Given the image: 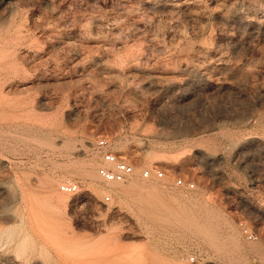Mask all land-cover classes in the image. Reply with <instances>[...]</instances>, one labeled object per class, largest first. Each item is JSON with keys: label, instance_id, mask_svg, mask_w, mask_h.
<instances>
[{"label": "rangeland", "instance_id": "1", "mask_svg": "<svg viewBox=\"0 0 264 264\" xmlns=\"http://www.w3.org/2000/svg\"><path fill=\"white\" fill-rule=\"evenodd\" d=\"M152 1L0 0V264H264V0Z\"/></svg>", "mask_w": 264, "mask_h": 264}, {"label": "built area", "instance_id": "2", "mask_svg": "<svg viewBox=\"0 0 264 264\" xmlns=\"http://www.w3.org/2000/svg\"><path fill=\"white\" fill-rule=\"evenodd\" d=\"M94 149L99 155L100 165L97 167L98 175L104 181L123 182L129 179L134 173V166L122 155H118L112 149L111 142L106 138L98 139L94 144ZM142 177L149 179H161L165 173L161 169L145 168L141 171ZM174 184L178 187H184L191 190L194 188V182L190 179H184L179 175H174ZM59 190L67 194H75L79 190V184L72 179L65 180ZM105 200H109V196H105ZM244 233L251 238L252 235L243 229ZM193 261V258L190 259Z\"/></svg>", "mask_w": 264, "mask_h": 264}, {"label": "bare ground", "instance_id": "3", "mask_svg": "<svg viewBox=\"0 0 264 264\" xmlns=\"http://www.w3.org/2000/svg\"><path fill=\"white\" fill-rule=\"evenodd\" d=\"M167 2H169V1H167ZM150 5H152V6H158V7H160V6H164V7H169V9L170 10H172V11H177V10H181V5H180V3H177V2H170V3H166L165 2V0H156V1H152L151 3H150ZM161 8V7H160ZM132 10H134L133 8H132ZM131 13V12H130ZM133 13H135V10L133 11ZM137 13V12H136ZM133 15V14H132ZM252 20V19H251ZM255 23V22H254ZM225 68H227V67H225ZM229 71H231L233 74H238V72H239V69H237V68H234V69H228ZM86 172V171H85ZM134 174V173H133ZM90 176V175H89ZM91 176H93V173H92V175ZM98 177H100L99 175H98ZM97 178V177H96ZM101 178V177H100ZM102 179V178H101ZM149 179H151V178H149ZM103 180V179H102ZM104 181V180H103ZM126 181V180H125ZM105 182H113V181H105ZM124 182V181H123ZM114 183H121V182H114ZM49 185V184H48ZM55 195V194H54ZM58 198V197H57ZM195 222L197 223L198 222V220H195ZM194 223V222H193ZM210 223V222H209ZM208 223V224H209ZM201 226H200V225ZM196 225V224H195ZM199 227L198 228H200V233H202V234H204L206 237L205 238H208V240H211L212 242L216 239V237H217V234H216V232H215V230H214V226L212 225V223L211 224H209V225H205L204 223L202 224V222L201 223H198L197 224ZM198 230V229H197ZM215 242L217 243V239L215 240ZM214 243V242H213ZM219 244V243H218ZM220 245V244H219ZM219 245H214L215 247H216V249L219 247ZM221 246V245H220ZM219 248H221V247H219Z\"/></svg>", "mask_w": 264, "mask_h": 264}]
</instances>
